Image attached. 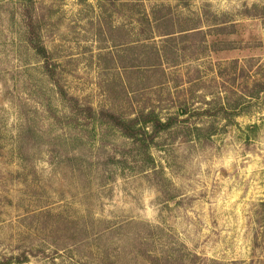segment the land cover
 Returning <instances> with one entry per match:
<instances>
[{"label": "rangeland", "instance_id": "374dc122", "mask_svg": "<svg viewBox=\"0 0 264 264\" xmlns=\"http://www.w3.org/2000/svg\"><path fill=\"white\" fill-rule=\"evenodd\" d=\"M0 264H264V0H0Z\"/></svg>", "mask_w": 264, "mask_h": 264}, {"label": "trees", "instance_id": "16d2710c", "mask_svg": "<svg viewBox=\"0 0 264 264\" xmlns=\"http://www.w3.org/2000/svg\"><path fill=\"white\" fill-rule=\"evenodd\" d=\"M33 48L46 62L45 69L48 70V55L45 50L38 44H33ZM65 97V95H63ZM76 105V103L74 102ZM88 119L97 120L100 124H105L111 126L115 131L121 134L122 137L131 141V144L135 151L140 154L142 161L147 165L149 163V168L152 172H155L154 162L149 154L150 147L154 144V139L159 133L166 132L171 129L175 118H167L162 120L154 110H149L147 112L140 111L133 117H124L121 114H116L114 112L99 111L94 115V112L90 107L82 110ZM182 114L185 110L181 111ZM207 113L206 110L202 112ZM145 164H141V168L144 169ZM148 167V166H147Z\"/></svg>", "mask_w": 264, "mask_h": 264}]
</instances>
